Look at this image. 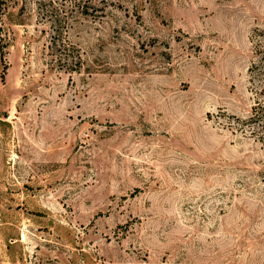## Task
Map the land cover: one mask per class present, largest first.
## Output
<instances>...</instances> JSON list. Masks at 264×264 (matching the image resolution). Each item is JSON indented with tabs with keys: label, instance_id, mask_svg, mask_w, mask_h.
<instances>
[{
	"label": "rangeland",
	"instance_id": "374dc122",
	"mask_svg": "<svg viewBox=\"0 0 264 264\" xmlns=\"http://www.w3.org/2000/svg\"><path fill=\"white\" fill-rule=\"evenodd\" d=\"M0 264H264V0H0Z\"/></svg>",
	"mask_w": 264,
	"mask_h": 264
}]
</instances>
